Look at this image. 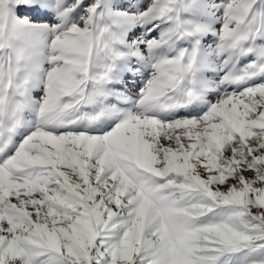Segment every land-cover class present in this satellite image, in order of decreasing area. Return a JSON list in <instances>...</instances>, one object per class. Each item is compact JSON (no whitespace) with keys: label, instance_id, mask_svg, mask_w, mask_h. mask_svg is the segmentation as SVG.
<instances>
[{"label":"snow or ice","instance_id":"1","mask_svg":"<svg viewBox=\"0 0 264 264\" xmlns=\"http://www.w3.org/2000/svg\"><path fill=\"white\" fill-rule=\"evenodd\" d=\"M0 264H264V0H0Z\"/></svg>","mask_w":264,"mask_h":264}]
</instances>
